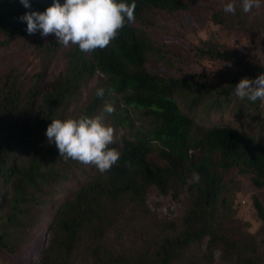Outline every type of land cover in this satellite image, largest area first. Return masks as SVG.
I'll list each match as a JSON object with an SVG mask.
<instances>
[{
    "label": "trees",
    "instance_id": "1",
    "mask_svg": "<svg viewBox=\"0 0 264 264\" xmlns=\"http://www.w3.org/2000/svg\"><path fill=\"white\" fill-rule=\"evenodd\" d=\"M29 3L25 9L19 0H0V58L17 41L32 67L0 71V264H264V204L253 200L259 229L240 228L226 178L237 169L264 187V110L261 101L234 95L241 78L264 73V4L249 13L237 6L235 15L210 11L228 29L256 28L263 49L248 55L204 40L196 54L237 69L200 72L147 32L158 19L189 10L186 0H135V21L91 54L52 35L27 34L18 18L52 0ZM152 59L176 73L152 71ZM95 74L104 96L96 89L72 118L115 105L109 147L121 156L104 174L60 157L45 135L51 120L68 119L64 111ZM131 111L148 122L145 133L133 126ZM244 117L257 127L230 122ZM118 127L131 131L116 137ZM193 172L199 183H189ZM163 196L181 203L177 213L159 217L158 206L149 207Z\"/></svg>",
    "mask_w": 264,
    "mask_h": 264
},
{
    "label": "clouds",
    "instance_id": "2",
    "mask_svg": "<svg viewBox=\"0 0 264 264\" xmlns=\"http://www.w3.org/2000/svg\"><path fill=\"white\" fill-rule=\"evenodd\" d=\"M30 9L29 0H19ZM264 0H239L243 12L259 9ZM236 0H229L224 12L235 15ZM135 0H52L44 11H27L18 19L26 23V32L33 35L39 31L41 37L54 35L64 47L78 46L79 50L91 54L97 49H105L118 37L126 24L135 21ZM109 94H113L109 89ZM104 88L96 91L97 97H103ZM234 95L255 103L264 102V73L255 79L241 78L235 85ZM115 105L106 102L102 111L93 116L82 115L65 120L54 119L46 128V137L55 143L59 156L71 159L83 165H94L101 174L111 170L120 160V152L109 147L115 142L114 129L105 123L106 117L115 112ZM200 175L193 172L189 183H199Z\"/></svg>",
    "mask_w": 264,
    "mask_h": 264
},
{
    "label": "rangeland",
    "instance_id": "3",
    "mask_svg": "<svg viewBox=\"0 0 264 264\" xmlns=\"http://www.w3.org/2000/svg\"><path fill=\"white\" fill-rule=\"evenodd\" d=\"M189 10L182 12L177 18L163 19L160 18L157 24L147 28L149 35L160 45L164 46L169 53L175 54L186 60L190 68L200 72H206L209 69L221 68L236 70L237 67L230 62L211 60L207 57H201L194 52V46H205L202 41L210 39L211 41L224 43L229 48H236L244 54L251 55L257 53L263 49L260 35L256 28L247 29H228L210 18V11L216 8L224 9V6L229 0H186ZM237 6H239V0H236ZM254 11V9L252 10ZM258 12V9H256ZM47 36V38H49ZM55 38L54 35H52ZM20 45L17 41H13L9 48L5 51V55L0 58V71L4 70L8 65H19L21 69H30L28 58V51H20ZM60 56L58 55L51 63V71H55L58 67ZM153 61V62H152ZM150 60L148 68L154 72L161 74H175V68H170L167 63L154 62ZM157 61V60H156ZM101 79L98 74H95L91 79L80 88L75 100L72 101L69 107L64 111L66 117L72 118L79 108H81L88 99L92 96L94 91L100 87ZM260 108L264 110V102H260ZM130 119L133 122V126L145 133L148 128V122L141 118L140 114L131 111ZM223 117L221 116V118ZM225 120V119H224ZM111 121L108 116L105 123L110 125ZM237 126H242L245 129H254L257 126H253L247 117L230 120ZM131 129L116 128L115 135L118 137L121 134L128 135ZM226 178H231L230 185L231 190L234 191L232 196V207L235 210L233 217L234 223L238 224L240 228L248 232H255L261 225V220L258 218L254 209V198L259 199L264 204V187H255L249 180L248 176L242 174L237 169H232L226 175ZM73 181H75L73 179ZM77 183H72L70 186L73 188ZM151 196H154L151 194ZM156 201L155 205L149 203V207L157 208L155 213L159 217L169 215L173 210L174 213L181 207V203H174L168 201L166 197H159L158 199L152 198ZM160 205V206H159ZM78 254L76 257H80ZM219 262V261H218ZM81 264V263H80ZM220 264H222L220 262Z\"/></svg>",
    "mask_w": 264,
    "mask_h": 264
}]
</instances>
